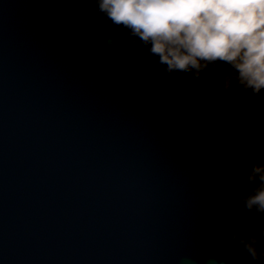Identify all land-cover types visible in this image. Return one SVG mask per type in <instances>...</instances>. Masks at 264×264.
Instances as JSON below:
<instances>
[{
  "label": "water",
  "instance_id": "95a60500",
  "mask_svg": "<svg viewBox=\"0 0 264 264\" xmlns=\"http://www.w3.org/2000/svg\"><path fill=\"white\" fill-rule=\"evenodd\" d=\"M228 70L169 74L96 0H0V264H264L230 239L264 230L234 199L264 93Z\"/></svg>",
  "mask_w": 264,
  "mask_h": 264
},
{
  "label": "clouds",
  "instance_id": "9594fccd",
  "mask_svg": "<svg viewBox=\"0 0 264 264\" xmlns=\"http://www.w3.org/2000/svg\"><path fill=\"white\" fill-rule=\"evenodd\" d=\"M97 12L132 42L146 47L169 74L190 73L200 79L209 68L224 64L225 91L235 85L251 98L264 93V0H96ZM252 191L243 193L251 186ZM234 199L264 223V164L253 163L244 187ZM264 230L249 229L232 240L252 260L264 257Z\"/></svg>",
  "mask_w": 264,
  "mask_h": 264
}]
</instances>
